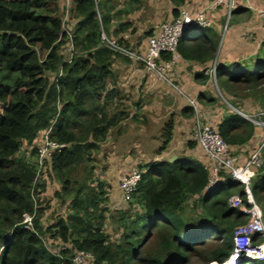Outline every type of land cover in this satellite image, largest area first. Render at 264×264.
I'll list each match as a JSON object with an SVG mask.
<instances>
[{
	"label": "trees",
	"instance_id": "1",
	"mask_svg": "<svg viewBox=\"0 0 264 264\" xmlns=\"http://www.w3.org/2000/svg\"><path fill=\"white\" fill-rule=\"evenodd\" d=\"M59 3L0 0V264H69L76 251L91 252V264H191L196 258L201 264H223L233 249L234 228L246 220L228 198L237 194L244 200V190L226 177V183L204 194L209 172L198 162L139 164L141 178L130 201L133 215L120 214L119 238L110 239L105 225L113 216L105 206L106 185L84 173L93 172L94 154L109 130L129 116L117 108L120 92L111 85L117 54L100 39L101 31L110 36L113 4L67 0L65 20L73 22L65 26ZM178 13L174 10V16ZM128 25H118V31ZM215 40L193 30L178 41L176 52L184 60L201 62L214 54ZM62 44L72 45L70 57L76 50L70 61L59 53ZM161 56L170 60L172 54ZM255 60L251 65L217 66L214 77L224 94L263 100L264 107V41ZM48 74L55 75L53 81ZM196 78L204 79V72ZM181 114L194 116L190 106ZM49 127V137L63 147L53 151L38 177L35 163L18 154L29 147L35 156L36 143ZM173 128L170 119L163 144L171 140ZM217 129L231 148L247 144L258 130L228 110ZM78 168L83 173L77 174ZM43 174L59 181L54 197L65 206V214L49 223L43 221L49 209L41 198L46 190ZM250 191L264 217V174L252 179ZM189 201L201 218H185ZM26 217L31 218L29 224ZM237 264H264V259Z\"/></svg>",
	"mask_w": 264,
	"mask_h": 264
},
{
	"label": "crops",
	"instance_id": "2",
	"mask_svg": "<svg viewBox=\"0 0 264 264\" xmlns=\"http://www.w3.org/2000/svg\"><path fill=\"white\" fill-rule=\"evenodd\" d=\"M121 0H112L113 6L110 9V14L112 15V20L108 25V33L111 37L115 38H122L124 39L128 44H132L130 40H137L138 42L133 43L130 45L133 48H138L140 45L145 44L147 38L153 34L158 33L160 25H155L154 29L147 34L144 35V29L143 27L146 25L145 21H149L152 19L154 22L158 23L162 20V16L164 14L163 7L166 6V8L169 9L167 16V22H170L175 16H174V10L182 8H188L191 11V14H195L198 11H202L204 16L208 21H210V26L201 29L202 35H206V37L216 38V48L213 55L205 57L204 61H189L184 60L180 55H177L174 58V65L172 67V70L170 71V79L173 85L166 84V82L161 81V83L157 82L154 84L153 81H155V76L152 74H149L145 71V73H148L149 75L146 77L145 83L147 87L152 91L154 89H157L161 87V92L166 89L164 87V84L167 85L170 89H168L169 93L166 96V99H170V101L173 100V97L175 96L172 94L171 88L176 91V93L179 95V97L183 100L184 106H180L177 114H173L172 111H170L169 114L173 115L169 117L167 121L164 122L162 126H160L161 133H157V135L153 134L151 138L154 139L153 144H141V142L136 143V149L134 154H130V150H128L129 153L125 156V159L123 160V152L120 151L121 147L123 148H129L128 144H134L133 137L128 130L127 127H123L121 123L128 118H132L134 116H128L126 119H124L121 123H119L115 127L119 128H111L109 130V134L106 138V142L101 143V147L108 145V163L113 167L116 166L117 173L121 171V175L123 176L126 174L130 169L134 166H138L139 164L144 165L147 163H150L152 161H167V162H184L185 160L190 162H198L199 164L206 166L207 159L203 153V151L197 146L194 137L193 140H191V136L187 137V130L192 127L193 133V124L188 123V118L183 117L181 114V110L185 106H189L188 104V98L194 99L197 102V105L199 107V112L202 113L203 120L210 125L214 126L210 119H208L207 115L203 112L202 108H205V104L203 103V100H207L208 104H214V97L212 93V86L210 83V77L212 69V66H222L223 68L228 67L232 62H240L241 64H253L256 60L257 55L260 54V50L256 49L255 47V38L259 35V31L261 30L259 28L256 29L255 26H248L249 30H246V34H243V29L240 30H233L232 28H228V26L224 29L220 26L221 20L225 16L226 9L225 7L219 6L217 8H213L210 5V0H185V2L182 5H176L171 0H125V3H120ZM61 2V0H60ZM139 2V3H137ZM245 3H242L240 1L234 0V4L237 5L234 11L232 12L233 16L236 13L240 12H246V10H253V8H258L260 6L264 5V0H245ZM260 5V6H259ZM153 9L154 13L152 15H148L147 10ZM259 18V17H258ZM144 21V22H143ZM128 23L129 25L127 27H123L121 31H118V25ZM225 25V24H224ZM224 29V32H223ZM229 29V30H228ZM150 30V28H149ZM148 31V30H147ZM205 31V33H204ZM263 33L264 30L262 29ZM223 36V38L220 36ZM224 34V35H223ZM141 40V41H140ZM223 40V41H222ZM222 41V42H221ZM119 56V55H118ZM122 60L119 59V61H114L112 64L113 71L114 69H118L119 71H125L126 77H129L132 71L134 75L139 78L141 77L140 71L141 69L135 68L133 65L131 67L126 66L121 62ZM124 62H133L129 59H124ZM135 63V62H133ZM136 64V63H135ZM204 72L205 78L203 79H197L196 75L197 73ZM139 75V78H138ZM135 80L134 82H136ZM133 82V83H134ZM216 83V81H215ZM123 85V84H121ZM164 88V89H163ZM167 90V89H166ZM120 95V99H124V96ZM166 110V108H165ZM225 111L221 110L220 115L217 117L216 127L218 123L221 121L222 116L224 115ZM195 115V114H194ZM186 118V119H185ZM173 120L174 122V128L172 130V137L169 143L163 144L164 142V135H163V129L165 127V124ZM138 127V126H137ZM122 128V130H121ZM135 127H132V129ZM112 131V132H111ZM113 134V135H112ZM259 134L260 130H257L254 132L253 137L249 140L247 144H244L243 146H232L233 150V156L235 160L239 164H243L245 161V158L248 156L251 149L256 147L257 143L259 142ZM189 136V135H188ZM131 137V138H130ZM183 137H187V140L183 139ZM184 141H189L187 144H184ZM175 142H180L181 144H176ZM195 142V144H193ZM104 143V144H103ZM121 144H124L121 145ZM129 154V155H128ZM147 154V155H146ZM206 168V167H205ZM125 169V170H124ZM111 179L109 177L106 178ZM111 183V182H110ZM106 185V184H105ZM112 189H114L111 193L107 190V200L105 202V206L108 209V213L110 216V206L111 203H114L115 205L120 202L121 195L119 192L115 191L116 186L113 187V184H109ZM114 209V206L112 207ZM116 210L118 207H115ZM131 210V209H130ZM112 223V224H111ZM112 225L116 227V224L114 223L113 218L108 219L107 223L105 225L106 232H108V228ZM117 231L120 230V227H116ZM117 234V232H116ZM118 238H119V234ZM117 238V239H118ZM111 239V237H110ZM116 239V240H117ZM91 264V263H90Z\"/></svg>",
	"mask_w": 264,
	"mask_h": 264
},
{
	"label": "built area",
	"instance_id": "3",
	"mask_svg": "<svg viewBox=\"0 0 264 264\" xmlns=\"http://www.w3.org/2000/svg\"><path fill=\"white\" fill-rule=\"evenodd\" d=\"M210 5L213 8L225 7L227 17L237 6L234 4V0H210ZM259 18L264 27V10L260 11ZM208 26H210V21L206 19L202 11L191 14L188 8H182L177 16L170 22L161 24L158 33L149 36L145 44L138 48L127 45L122 38L108 36L104 31H101L100 39L102 44L113 53L139 64L156 79L173 85L170 71L174 65V58L178 55L176 52L178 41L185 34ZM69 49H73L71 44ZM163 53H171V59L164 60L161 56ZM216 67L214 65L210 70L213 76ZM188 104L195 114L193 117L194 140L207 159L205 167L208 169L209 178L204 188V194L214 187L226 183V177L241 183L244 190V200L237 194L228 198L229 205L244 213L246 220L234 228L233 249L224 264H234L238 259L262 260L264 259V217L261 206L255 202L251 194L250 185L257 172L264 171V111L259 113L258 118L245 117L246 115H244L245 119L260 130V139L256 147L250 150L244 163L239 164L233 156L232 148L223 140L218 129L203 120L197 102L188 98ZM50 132L51 127L43 132L40 144L37 146L35 166L38 177L44 162L50 158L53 151L63 147V144L49 137ZM140 178L141 170L136 167L119 179L121 199L124 202L132 200ZM30 221V217L24 219L27 224ZM254 237H257L258 241H254ZM93 259V254L89 251H76L69 264H90ZM233 261L235 262L233 263Z\"/></svg>",
	"mask_w": 264,
	"mask_h": 264
},
{
	"label": "rangeland",
	"instance_id": "4",
	"mask_svg": "<svg viewBox=\"0 0 264 264\" xmlns=\"http://www.w3.org/2000/svg\"><path fill=\"white\" fill-rule=\"evenodd\" d=\"M121 1L123 3H125V0H121ZM121 1H120V3H122ZM237 1H240V2L246 4L245 0H237ZM113 3L114 2H112V4ZM137 3H139V2H137ZM66 4H67V0H62L58 6V14L62 18V20H64L65 26L71 25L73 22L69 18H67V20H65L64 12L67 8ZM253 10L254 11L246 10V12H243V13L242 12L236 13L234 16L231 13L229 17H227V15H225L224 18L220 22V26L224 29L228 26V28H232L233 30H237V31L240 29H243V32H244L243 34H246L245 33L246 30H249L246 27H248L250 25L252 27L256 25V29L260 27L259 29L261 30V32L259 31V35L255 38V46H256L255 48L261 51V44L264 41V33L262 31V29L264 30V27L262 25V22L260 21V18H258V17L260 15V11L264 10V5L260 6L258 8H253ZM154 11H153V9H150V10H147V13H148V15L151 16L152 13H154ZM168 11H169V9L166 8V6L163 7L164 14L162 16V20L159 21L158 23L154 22L152 19H150L149 21H145L146 25L143 27L144 35L147 34L148 32L151 33V31L155 28L154 27L155 25L164 24L165 22H167L166 14L168 13ZM149 28H150V30H149ZM224 29H223V32H224ZM197 31H199V33L202 32L199 29ZM204 33H205V31H204ZM221 37L223 38L222 34H221L220 38ZM130 41H132V42H130L132 44L135 42H138L137 40H134V41L130 40ZM132 44H130V45H132ZM75 52H76V50H75ZM75 52L72 56L76 55ZM59 53L62 55V57L65 61L71 60L72 56L70 57V55H69V45L68 44H65V45L62 44L59 48ZM119 59H121L122 60L121 62L123 64H125L126 66L131 67V65H133L135 68L141 69V71H140L141 77L139 78V75H138L139 80L134 75L133 67H132V71H131V74L129 77H126L125 71H119L118 69H114V71H113V81L115 83L112 81L111 85H116L120 94L122 96H124V99H120V101L118 100V102H116L117 108L126 110V112L129 114V116H134L132 118L131 117L128 118L127 120H125L121 123V125L123 127L128 128V130L130 131V133L133 137V142H134V144H128L129 148L121 147L120 151L123 152V156H124L123 160H124L127 153H129L128 150H130V149H131L130 154L135 155L134 152L136 149H134V148H137L136 147L137 142H141V144H143V145L153 144L154 139L151 140V139H149V137L151 138V136L153 134L157 135V133H159V132L161 133L162 128H160V126H162L164 124V122L169 119L170 116L173 117V115L169 114L170 111H172L173 114H177L179 107L184 106V102L179 97V95L176 93V91H174L172 88H171V90H172L171 92H172V94L175 95L173 97V100L170 101V99H166V96L168 94H170L168 91V89H170V88L165 84H164V87L167 90L163 88L164 90L161 92L162 88L159 87V88L151 91L145 83L146 77L149 74L145 73V70L139 64H137V63L135 64V63L130 62V61L124 62L123 60L125 58L118 56V55L115 56V58L113 59V63H114V61L115 62L119 61ZM212 75L213 74L211 73V76ZM47 76H48L50 81L54 80V77H55L54 74H48ZM135 80H137V81L134 82ZM156 81L161 83L160 80L155 79V81H153L154 84L156 83ZM210 83L212 86L211 88H212V93H213V97H214V101H213L214 104L210 105V104H208L207 100H203V103L206 106H205V108H202V109H203V112L208 116L207 118L211 120V122L215 128H217L216 127L217 117H218V115H220L221 110H223L225 112H227V110L228 111H234L236 113H238L237 111H239L240 113H238V114L242 115L243 117H244V115H246L245 117H250V118H258L259 113L261 111H264V107L262 106L263 100L261 101V100H254L252 98H243L242 96H239L238 98H231L230 95L224 94L221 91V89H219V87L217 86V83H215V77L214 76L210 77ZM121 84H123V85H121ZM109 86L110 85H108V87ZM231 101L235 107H233L231 105ZM165 108H166V110H165ZM234 109H236V110H234ZM109 110H111V107ZM193 117L194 116L186 117V118H188L187 120H189L188 123H190V120H191V124H193ZM173 119H174V117H173ZM132 127H135V128L132 129ZM115 128H119V127H115ZM121 130H122V128H121ZM186 133H187V137H190L192 135L191 140L194 141L193 140L194 135H193L192 127L189 128ZM109 136H110V134H109ZM187 137H183V139L187 140ZM40 141H41V137L36 144H40ZM188 142L189 141H184V144H187ZM175 143L181 144L180 142H175ZM121 145L124 146V144H121ZM107 147H108V145L102 146L100 148V150L95 152L94 162L91 163L94 166L93 172L92 171L89 172V171L85 170L86 173H84V174L90 175L91 177H97L100 180H102L106 184V190H108L109 193H111L114 190L110 187L109 184H113V187L116 186L115 191H117V193L119 192V194H120L119 179L122 177V175L120 173L121 171H119L117 173L116 166L112 167L108 163V156L109 155H108V148ZM18 155L25 158L27 161L35 163L36 157L31 155L29 147L22 148V150H20ZM133 168H136V166L132 167L131 169H133ZM81 173H83V169L78 168L77 174H81ZM258 174H264V171L257 172L256 176ZM256 176L254 178H256ZM41 177L42 178H40V180H44L46 183V190L42 193L41 198H43V200H44V205L47 204V206H49V209H47L44 213L43 221L45 223H49L52 220H54L56 216L65 214V206L61 203L60 200H58L56 197H54V192L56 190H59V188H60L59 181L56 180L55 178L51 177V176H48L47 174L46 175L43 174ZM107 177H109L111 179H108V181H107V179H106ZM120 202H122V199L120 200ZM109 206L111 208L110 214H112L113 218L115 219L114 223L116 224V227L120 225V221H118V218H119L121 213L127 212L126 215H128V214L133 215V211H132L133 206L131 205L130 202H124L123 204L119 203V205L118 204L115 205L114 203H111V205H109ZM113 206H114V209L112 208ZM115 207H118V209L116 210ZM108 209H109V207H108ZM201 217H202V214H200L199 209L197 210L195 208L194 202L189 201L186 208H185V218L196 219V218H201ZM116 227H114L112 225V230H111V227L108 228V232L110 233L109 235L111 237V240H116L118 238L117 234H120V232H121V230L117 231ZM116 232H117V234H116ZM58 246L59 245H57V244L54 245V247H57V248H58ZM241 260H245V259H238V261H241ZM248 260H251V259H248ZM191 264H201V262L196 258V259H193L191 261ZM211 264H213V263H211ZM215 264H218V263H215Z\"/></svg>",
	"mask_w": 264,
	"mask_h": 264
},
{
	"label": "clouds",
	"instance_id": "5",
	"mask_svg": "<svg viewBox=\"0 0 264 264\" xmlns=\"http://www.w3.org/2000/svg\"><path fill=\"white\" fill-rule=\"evenodd\" d=\"M246 260V259H245ZM248 260V259H247ZM239 261H236L234 264H237Z\"/></svg>",
	"mask_w": 264,
	"mask_h": 264
},
{
	"label": "bare ground",
	"instance_id": "6",
	"mask_svg": "<svg viewBox=\"0 0 264 264\" xmlns=\"http://www.w3.org/2000/svg\"><path fill=\"white\" fill-rule=\"evenodd\" d=\"M54 153V152H53ZM235 261H233V263H234Z\"/></svg>",
	"mask_w": 264,
	"mask_h": 264
}]
</instances>
